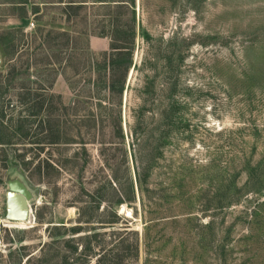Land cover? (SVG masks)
Returning a JSON list of instances; mask_svg holds the SVG:
<instances>
[{
  "label": "rangeland",
  "instance_id": "374dc122",
  "mask_svg": "<svg viewBox=\"0 0 264 264\" xmlns=\"http://www.w3.org/2000/svg\"><path fill=\"white\" fill-rule=\"evenodd\" d=\"M60 1L0 0L2 122L33 115L25 138L23 125L16 145L0 146V264H98L105 253L121 264H264V184L218 208L227 198V130L264 131V0H134L133 65L116 108L87 82L98 76L91 60L109 51V39L97 36L108 33L114 2L125 0H82L87 7L76 16L65 7L70 0ZM145 88L146 123L154 125L172 96L189 126L150 172L148 197H163L156 218L165 222L149 233V256L139 194L132 206L114 204L129 192L126 171L134 180L135 160L150 151L131 137ZM55 126L62 140L37 145ZM13 150L29 165L15 163ZM254 159H264V143ZM245 181L234 180L238 188ZM15 182L29 196L28 222L4 218ZM136 239L133 259L126 247Z\"/></svg>",
  "mask_w": 264,
  "mask_h": 264
},
{
  "label": "trees",
  "instance_id": "16d2710c",
  "mask_svg": "<svg viewBox=\"0 0 264 264\" xmlns=\"http://www.w3.org/2000/svg\"><path fill=\"white\" fill-rule=\"evenodd\" d=\"M62 1V0H61ZM60 1V3H62ZM92 6L99 4V6L109 7L110 2L105 0H97L90 2ZM113 5L115 9V15L112 21L109 23L108 33L101 32L97 37H107L110 41L108 53H103L102 58L99 62L97 60L92 61V70L97 74L95 80H89L87 82L91 90L95 93V97L99 99L101 97L106 100L108 104L114 108L120 107L121 98L126 83V77L133 65L132 56L135 48L136 28H135V10L134 0L116 1ZM86 1L82 0H70L66 2V9L73 12L72 15L76 16V13L87 7ZM103 4V5H101ZM148 39V36H145ZM66 47L68 51H73L71 40L66 39ZM88 51V50H86ZM48 65H51L48 63ZM54 65V64H53ZM26 89V87H24ZM146 88L144 89L142 96V105L138 107L134 114L135 123L131 128V137L135 144H139L140 148L147 147L149 145V153H141L140 156L135 160L133 169L134 180L130 176V172L126 171L128 175L129 192L128 194L121 192L119 198L114 203L116 207L122 205L132 206L135 204V195L139 194L140 207L143 214V218L147 216V225L150 226L145 228L143 236V244L149 254L150 248H152L156 242L154 241L151 234L153 227L162 225L165 218H156L159 209L163 207V197H158L157 200H152L148 197L149 194V183L148 179L150 172L153 167V163L161 156L162 150L168 145L169 140L172 137L178 138L185 132H187L189 126L186 121L183 120L180 113V105L178 101H175L172 96L168 97L165 106L158 112L157 120L154 125H149L144 120L145 106L148 102ZM29 100V94L26 96ZM44 102L39 103V109L36 115L40 114L43 108ZM101 107L100 104H98ZM5 112L0 111V146L2 147H13L16 142L22 139L21 128L25 127V134L30 130L27 123L30 117L27 118H10L9 125H3L2 120L4 119ZM44 123V122H43ZM47 128V136L44 137L37 145L40 144H58L61 141L60 128ZM23 129V128H22ZM218 133L216 135H221ZM18 139H14V138ZM51 137V139H49ZM14 139V142L12 141ZM187 139V138H186ZM50 140V142H48ZM191 140V138H190ZM249 141V142H247ZM48 142V143H47ZM65 142V140H63ZM62 143V142H61ZM264 143V131L259 127L253 126H242L240 128H234L233 130H227V164L225 170H227V198L224 196L221 204L218 206L219 209L227 208L228 206L237 205L239 199L246 193H258L262 189L264 181L258 178V171L264 166V159L255 160L254 157L259 153L260 145ZM250 145V146H249ZM12 160L20 165L26 167L30 162L23 160V154L17 153L13 150ZM216 153V151H213ZM4 167H7V158L4 162ZM40 168V167H39ZM7 169V168H5ZM242 174L246 175L245 183L238 188L234 180L240 177ZM130 176V177H129ZM118 182V179L114 178ZM104 200H99L97 205ZM160 215V214H158ZM117 217V216H116ZM153 225V226H152ZM74 230H71L73 232ZM137 232L134 235L137 237ZM155 236V232L153 234ZM137 239L135 244L130 247H126V251L130 252L133 259L138 257ZM74 252L77 248H74ZM153 254V253H152ZM27 256V255H25ZM108 254L105 253L97 260L98 264H121L122 260L118 254L110 256L107 259ZM152 258V256H151Z\"/></svg>",
  "mask_w": 264,
  "mask_h": 264
},
{
  "label": "water",
  "instance_id": "95a60500",
  "mask_svg": "<svg viewBox=\"0 0 264 264\" xmlns=\"http://www.w3.org/2000/svg\"><path fill=\"white\" fill-rule=\"evenodd\" d=\"M5 196V221L8 223L28 222L30 210L28 206L29 196L22 185L10 183Z\"/></svg>",
  "mask_w": 264,
  "mask_h": 264
},
{
  "label": "built area",
  "instance_id": "2783aa9c",
  "mask_svg": "<svg viewBox=\"0 0 264 264\" xmlns=\"http://www.w3.org/2000/svg\"><path fill=\"white\" fill-rule=\"evenodd\" d=\"M29 27H32V24H30V26Z\"/></svg>",
  "mask_w": 264,
  "mask_h": 264
},
{
  "label": "bare ground",
  "instance_id": "6f19581e",
  "mask_svg": "<svg viewBox=\"0 0 264 264\" xmlns=\"http://www.w3.org/2000/svg\"><path fill=\"white\" fill-rule=\"evenodd\" d=\"M128 214H130V213L128 212Z\"/></svg>",
  "mask_w": 264,
  "mask_h": 264
}]
</instances>
